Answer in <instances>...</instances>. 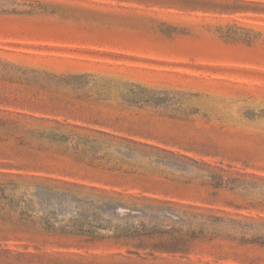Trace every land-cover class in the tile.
I'll return each instance as SVG.
<instances>
[{"label": "rangeland", "instance_id": "374dc122", "mask_svg": "<svg viewBox=\"0 0 264 264\" xmlns=\"http://www.w3.org/2000/svg\"><path fill=\"white\" fill-rule=\"evenodd\" d=\"M0 264H264V0H0Z\"/></svg>", "mask_w": 264, "mask_h": 264}, {"label": "trees", "instance_id": "16d2710c", "mask_svg": "<svg viewBox=\"0 0 264 264\" xmlns=\"http://www.w3.org/2000/svg\"><path fill=\"white\" fill-rule=\"evenodd\" d=\"M180 241H182V240L175 239V240H171V241H168V242H164V243L159 244V245H163V246L167 245L168 247L175 248L180 243ZM136 245H137V247H140L142 245V242H138Z\"/></svg>", "mask_w": 264, "mask_h": 264}]
</instances>
